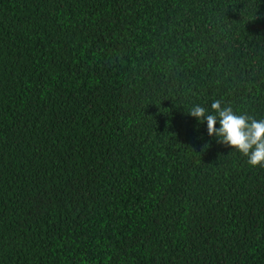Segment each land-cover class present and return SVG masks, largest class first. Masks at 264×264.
<instances>
[{"label": "trees", "instance_id": "obj_1", "mask_svg": "<svg viewBox=\"0 0 264 264\" xmlns=\"http://www.w3.org/2000/svg\"><path fill=\"white\" fill-rule=\"evenodd\" d=\"M214 100L264 118V0H0V264H264Z\"/></svg>", "mask_w": 264, "mask_h": 264}, {"label": "clouds", "instance_id": "obj_2", "mask_svg": "<svg viewBox=\"0 0 264 264\" xmlns=\"http://www.w3.org/2000/svg\"><path fill=\"white\" fill-rule=\"evenodd\" d=\"M210 109L197 104L188 110V114L206 123L210 137L246 157L249 166L264 167V118L238 112L221 100H214Z\"/></svg>", "mask_w": 264, "mask_h": 264}]
</instances>
